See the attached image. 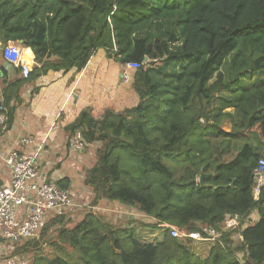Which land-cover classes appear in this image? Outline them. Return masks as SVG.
I'll use <instances>...</instances> for the list:
<instances>
[{"label": "trees", "instance_id": "trees-1", "mask_svg": "<svg viewBox=\"0 0 264 264\" xmlns=\"http://www.w3.org/2000/svg\"><path fill=\"white\" fill-rule=\"evenodd\" d=\"M20 41L34 68L29 79L11 80L0 67L8 128L24 85L49 72H81L98 50L122 66L139 63L135 79L148 88L140 98L133 79L139 101L131 117L82 113L73 133L104 145L100 180L87 184L97 190L103 182L107 200L155 223L114 228L87 214L68 232L75 264H242L229 244L173 237L162 225L219 230L227 216L244 222L254 211L259 219L245 227L239 248L245 264H264V184L254 196L264 158V81L248 83L264 74V0H0V43ZM204 103L212 108L205 111ZM226 120L231 131L222 127ZM212 140H221L222 156L231 159L215 162ZM203 174L209 176L200 183ZM59 183L71 185L69 178ZM34 264L72 263L57 256Z\"/></svg>", "mask_w": 264, "mask_h": 264}, {"label": "crops", "instance_id": "crops-1", "mask_svg": "<svg viewBox=\"0 0 264 264\" xmlns=\"http://www.w3.org/2000/svg\"><path fill=\"white\" fill-rule=\"evenodd\" d=\"M100 51L103 53L101 59ZM106 54L104 50H98L81 72L76 69L68 73L49 72L24 85L21 95L23 103L16 110L13 125L0 137V185L10 179V171L2 156L13 148L26 152L31 150L20 144V135L33 137L36 142L46 139V148L40 159L41 169L57 180L69 178L71 184L75 182L79 174L72 169L68 171L72 166L69 161L70 156L77 159L79 156L70 152L68 143L76 135L82 137L81 130L73 133L80 115L88 113L97 120L108 112L122 113L139 101L133 80L126 83L130 85L131 93L121 88L124 84L123 67ZM33 59L32 53L31 61ZM112 68L117 69L113 75L114 87L108 85L112 79L106 77V71ZM9 73L12 75L11 71ZM57 164L61 166L56 168ZM60 171L62 174L57 175Z\"/></svg>", "mask_w": 264, "mask_h": 264}, {"label": "built area", "instance_id": "built-area-1", "mask_svg": "<svg viewBox=\"0 0 264 264\" xmlns=\"http://www.w3.org/2000/svg\"><path fill=\"white\" fill-rule=\"evenodd\" d=\"M2 58L13 69H20V76L27 80L32 73V61L25 62L22 50L10 43L2 47ZM127 71L141 69L139 63L125 65ZM124 83L132 81L128 73H123ZM8 110L4 105L0 107V137L8 128ZM20 144L31 150L26 152L20 148H13L3 156L6 167L10 171V179L0 185V256L1 252L17 247L21 242L37 236L51 219L63 217L76 207L77 193L71 188H64L60 181L51 177L41 169L40 159L46 148V139L36 142L33 137L20 135ZM72 153H83L86 149L81 135H76L68 143ZM264 175V158L255 171V180ZM260 183L254 190L255 199L260 192ZM242 216L235 214L227 216L219 230L214 227H203L202 231H188L169 224L162 226L168 229L173 237L187 238L194 241L209 239L222 247L243 244L242 232L245 229ZM224 234H232L224 241ZM19 247V246H18ZM17 247V248H18ZM16 248V249H17ZM237 257V256H236ZM238 258V257H237ZM0 264H19L12 256L7 259L0 257ZM243 264V263H242Z\"/></svg>", "mask_w": 264, "mask_h": 264}, {"label": "rangeland", "instance_id": "rangeland-1", "mask_svg": "<svg viewBox=\"0 0 264 264\" xmlns=\"http://www.w3.org/2000/svg\"><path fill=\"white\" fill-rule=\"evenodd\" d=\"M11 45L16 44L15 46L20 48L22 50V57L25 61V52L28 50L25 48V46L19 44L18 42H10ZM2 53V45L0 43V67L3 65H6L7 69L11 71V80L14 78L20 76L16 69H13L12 67H9L8 64L4 61V59L1 56ZM107 55V54H106ZM109 57V55H107ZM99 58H103V53L99 52ZM31 62V60H30ZM34 62L32 61V70L34 68L33 66ZM123 73H128V75L133 79H135L136 71H127L125 69V66H122ZM117 69L112 68L108 69L106 71V77L111 78L112 82H109L108 85H111L114 87V81H113V75H115ZM136 80V79H135ZM134 81V80H133ZM132 81V82H133ZM261 81H264V74L257 75L256 77H252L249 80V85L253 84H259ZM4 82L3 74L0 71V95L1 90L3 88ZM136 83L139 85V90L137 92L139 94H142L140 98H146L147 90L148 88L144 85L140 86V82L136 80ZM122 89L128 90L130 92V85L129 84H122ZM134 91L136 92V88H134ZM136 92V93H137ZM131 93V92H130ZM138 96V94H137ZM139 99V96H138ZM138 104V103H137ZM136 104V105H137ZM135 105V106H136ZM204 110L209 111L212 106H206L205 103L203 104ZM134 105L127 107L122 113L126 115L127 118L131 117V112L134 110ZM68 109L65 113H67ZM227 113L233 114L234 112L230 109L227 110ZM238 124H240L239 120L235 119ZM236 124V125H238ZM222 127L225 131H231L233 129V122L226 120ZM97 133V132H96ZM96 136H99L96 134ZM110 140V139H109ZM108 140V141H109ZM212 145L214 147V157L213 159L215 162H224L231 159L232 155L228 154L225 156H222L221 151V140H212ZM93 144L88 143L86 145V149L83 153L77 154V157L79 156V160L73 156H70L71 160L69 163H72V166L69 169H72L74 173L79 174L78 178L75 180L73 184L70 185V187L77 193L78 198L75 197V204L76 207L69 211L68 214L65 215V217L61 220H58L54 223H50V221L43 226V229L40 231V233L35 236L34 238L21 242L17 247H12L10 250H6L4 252H1L2 255L0 256L3 259H7L8 257L12 256L15 258L19 264H34L36 258H46V260L53 259L57 256L66 257L71 261L72 264H75L78 255L74 251V249L71 248L69 242H68V232L72 230L80 221H82L85 216L89 213L95 214L99 217V219L105 223L111 224L114 228H122L127 229L131 227L132 225L137 226H143V225H152L155 223V220L153 218L148 217L147 215L140 212L135 207H129L125 206L117 201H109L105 198V188H107L108 185H103V182L101 184H96L97 190L95 186L87 184V180H90V178H99V169L97 167V163L101 155L104 153V145L103 142L100 141V143H97V141H92ZM101 148V151L98 150ZM65 158V157H64ZM66 159V158H65ZM170 166V164H168ZM60 164L56 165V168L60 167ZM92 168V170H90ZM88 170H90L88 172ZM89 175H88V173ZM62 171H60L61 175ZM75 175V174H74ZM178 175V174H177ZM200 180V179H199ZM260 183L262 186L264 184V175L258 179L255 180V187ZM103 187V188H102ZM259 218L256 211H254L248 218L244 219V226H251L256 223V219ZM158 231L155 230L152 232V234H157ZM17 248V249H16ZM233 250H235V255L238 257V259L245 264L247 261V254L244 249L236 248V246L231 247ZM238 249V250H237Z\"/></svg>", "mask_w": 264, "mask_h": 264}, {"label": "water", "instance_id": "water-1", "mask_svg": "<svg viewBox=\"0 0 264 264\" xmlns=\"http://www.w3.org/2000/svg\"><path fill=\"white\" fill-rule=\"evenodd\" d=\"M19 44H21V45H23V42L22 41H20V42H18ZM209 175H206V174H203L201 177H200V183H202L203 182V179H205V178H207Z\"/></svg>", "mask_w": 264, "mask_h": 264}]
</instances>
